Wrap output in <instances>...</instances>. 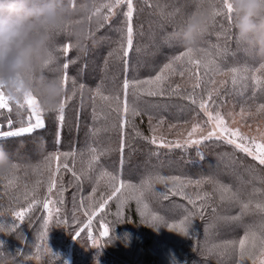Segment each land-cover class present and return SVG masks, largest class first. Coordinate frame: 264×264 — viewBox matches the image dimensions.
<instances>
[{
  "label": "trees",
  "instance_id": "1",
  "mask_svg": "<svg viewBox=\"0 0 264 264\" xmlns=\"http://www.w3.org/2000/svg\"><path fill=\"white\" fill-rule=\"evenodd\" d=\"M100 2L102 0H96V3ZM197 2L198 0H134V50L128 58L127 71L116 54L109 55L118 46L122 16L115 17L109 24L101 27L102 21L99 19L97 22V16L90 14L91 19H88L86 35L80 47L74 46L75 42L72 38L58 36L54 47L63 48L65 44L72 45L68 52L56 53L61 65L69 62L67 70L70 77L69 93L72 78L77 84H84L86 87L82 96L78 92L68 103L62 127L58 126L55 112L45 111L43 114L44 128L21 137L0 139V148L4 149L12 163L21 166L36 165L50 152L75 151L77 153L75 159L69 157L67 162L70 166L74 164L76 171L79 172L88 159V146L93 145L100 149H107L102 157V164L107 169L114 172L121 170L120 139L118 130L112 126L117 121L116 114L98 98L93 104L91 90L102 83L105 94L117 92L121 90L125 76L129 79H145L154 75L170 57L178 55L183 50L184 47L173 41L170 35L182 29L187 20V14L196 10ZM213 2L220 7L217 0H209V3ZM175 9H179V12L170 19L166 14ZM228 25L229 21L226 16L217 17L215 24L210 26L204 34L199 47L211 52L212 58L225 67H247L250 71L245 74L247 79L238 82L235 87L230 77L216 76L217 81L225 79L228 81L219 86L221 95L218 102L223 104L230 102L238 108L241 105L264 103V91L252 79L254 76H261L256 69L264 63V60L236 42L232 27L227 36L218 35L222 31L221 26L228 27ZM217 44L221 48L228 49L226 55H217V50L211 47ZM198 55L203 57L206 53H198ZM45 74L52 76L55 72L46 70ZM261 78L264 79V76ZM176 84L181 85L179 94H169L163 97L140 96L137 101V106L145 114L136 117L135 122L146 136H151L148 114L152 116L153 126L168 130L172 134L175 130H179L178 128L188 126L192 122L195 108L183 98L191 90L187 76L173 77V88ZM199 91L197 90L198 93ZM129 99H133L131 90ZM11 107L13 109L11 112L0 110V113H3L0 115V125L5 126L10 118L14 128L26 126L27 117L30 114L26 105L19 110V115L17 105L11 103ZM93 107L97 113L95 120ZM201 119L204 118L201 116ZM160 120H163V124H158ZM171 125L175 127H170ZM93 129H100V131L93 135ZM199 151L203 153V160L197 155L195 147L187 150L158 147L135 136L129 128L123 153L122 175L126 179L138 182L142 176L150 172L181 175L192 179L215 174L245 193L250 190V186L244 183L252 180L249 172L239 165L235 169L226 166L231 160L236 159L243 160L246 166L252 163L250 158H245L243 154L234 152L231 146L222 143H205L200 146ZM81 152L84 153L83 156L79 155ZM225 153L230 155L225 157L223 155ZM63 162L62 158L61 163ZM59 175L62 176L67 190L62 197L56 189L51 195L53 201L61 198L64 200L62 205L56 203L52 205V219L48 230L51 235V245L56 241H63V238L67 236L71 239L76 232L69 234L71 229L69 223L74 220L80 225V231H78L80 236L77 239H83L85 231L81 232V229H84L87 219L83 216L84 209L80 207L81 197L85 198L86 204L92 205L96 202L95 199L87 200L91 193V181L85 180L81 188L73 181L70 172L61 169ZM9 178L15 179L18 187L10 188L6 192L4 185L7 180L0 175V213H2L0 224L5 225L12 223V211H19L21 207L26 206L22 196L25 185L31 188L39 180L41 183L37 190L38 199L42 201L48 195V173L46 171L39 174L34 173L31 167H21L19 171L9 174ZM254 183L256 187H261L259 181H254ZM156 189V195L145 201L149 208L141 209L145 212L143 217L138 212L134 200L119 209L121 213L119 218L117 217L118 202L115 200L110 202L104 212H97L92 220L93 225L99 229L104 225L110 230L109 237L104 238L107 253L98 247L97 251L89 252L83 257L75 254L73 263H79L82 259H89L94 255V257L106 258L113 264H233L230 248L212 251L209 249H212L213 245L235 240L243 235L242 227L224 219V217L236 215V208L217 202L218 210L215 214L209 211L204 219L197 217L193 220L189 234L182 235L169 230L166 224L183 217V209L176 207L173 202L179 204H187V202L179 197H170L165 200L161 195L166 191L163 185H156ZM205 190L211 191V187L205 186ZM100 191L106 192L108 189L102 184ZM188 191L191 193L193 190L189 188ZM16 196L20 199H14ZM41 207L42 203L27 213L22 224L16 221L18 226L16 233L6 235L0 232V264H29L34 258L44 255L45 243H42L40 236L43 231L44 218H47L48 214L43 212ZM57 208L60 209L59 213H57ZM91 210L92 208H89V211ZM153 215L158 219L153 220ZM57 219H61L64 223L57 227ZM256 219H258L256 216L245 217L244 223H250ZM60 253L66 254L63 249Z\"/></svg>",
  "mask_w": 264,
  "mask_h": 264
},
{
  "label": "snow or ice",
  "instance_id": "2",
  "mask_svg": "<svg viewBox=\"0 0 264 264\" xmlns=\"http://www.w3.org/2000/svg\"><path fill=\"white\" fill-rule=\"evenodd\" d=\"M217 2L220 3V7L216 6V2L209 3V0H198L196 10L204 9L208 12L211 18L209 27L215 24L217 17L226 16L229 25L228 27L221 26L222 31L218 35L227 36L232 27V8L228 0H217ZM75 6L74 4L73 7ZM134 12V0H102L100 3H96V0H93L91 15L97 16L102 21L101 27L109 24L117 16L123 17L118 46L109 55L116 54L122 60L125 71L128 68L130 53L134 50ZM178 12L179 9H175L166 15L171 19ZM192 13L187 14V18ZM162 14L164 13L162 12ZM91 15L88 17L89 20L91 19ZM71 47V44H65L63 48L54 47L49 67L50 71L59 73L65 89L64 96L60 99L57 108L53 110L56 113L58 126L61 127L65 120V111L68 103L78 92L82 96L83 90L86 87L84 84H77L76 80L72 78L71 92L69 93L68 91L70 77L67 70L69 62L61 65L56 53L59 51L68 52ZM211 47L217 50V55L219 56L227 54L228 49L226 47L221 48L218 44ZM198 53H206V56H199ZM249 71L250 69L247 67H225L212 58V53L204 48L199 47L195 50L183 48L178 55L170 57L154 75H150L145 79H129L125 76L120 91L105 94L103 84L97 85L91 90L93 92V104H95L98 98L105 102L117 117L116 123L112 126L118 130L120 139L121 170L114 172L107 169L102 164V157L105 155L107 149H100L93 145L88 146V159L85 166L79 172L76 171L74 164L70 166L67 162L69 157H72L73 160L75 159L77 155L75 151L50 152L36 165L21 166L20 164L12 163L11 168L6 173L0 174L7 180V183L4 185L6 192L10 188L18 187L16 180L9 178V174L19 171L21 167H31L34 173L43 174L44 171L48 173V195L42 201L38 199L37 190L41 183L39 180L31 188L25 185L22 196L26 202V206L21 207L19 211H12V223L8 225L0 224V232L6 235L13 232L16 233L18 227L16 221L18 220L22 224L26 214L33 211L36 205L42 203V207L47 212L48 217L44 218L43 231L40 238L42 243L46 242L48 244V230L52 219V204L62 205L64 203L62 198L52 201L50 196L53 194L54 189H56L61 197L67 190L63 184L62 176L59 175L61 169H63L71 173L73 181L81 186V188L85 180L92 182L91 193L87 197V200L91 201L95 199L96 202L89 205L86 204L85 198L81 197L80 207L84 209V215L88 217V222L84 229H81V232L90 229L93 217L96 216L97 212H104L113 200L118 202V218L121 216L119 209L131 200L135 201L137 210L143 217L145 212L141 211V209L147 210L149 208L148 203L145 201L156 195V185H163L166 189L161 194L163 199L168 200L170 197H179L182 201L187 202V204L173 202L176 207L183 209V217L167 223L166 227L169 230L182 235H188L194 219L197 217L204 219L205 214L209 211L215 214L218 210L217 202L226 204L236 208L237 212L236 215L227 216L224 219L242 227L244 229L243 235L238 239L213 245L209 251L230 248L232 250L231 260L233 264H264V127L261 126L264 124V103L248 104L247 106L241 105L238 113L234 108L225 111L226 105L218 102V98L221 95L219 86L226 84L228 81L227 79L221 81L215 79L216 76L230 77L231 83L235 87L238 82H243L247 79L245 74ZM256 71L260 72L261 76H254L252 79L264 91V79L261 78L264 76V63H261ZM175 76L181 78L187 76L190 83L191 90L183 98L188 100L195 108L192 122L185 129V132L181 133V136L184 137L182 140L177 139L169 142L163 136H157L158 126H153L152 116L148 114L151 136H146L135 122L136 117H141L145 114L137 106V101L140 96L163 97L169 94H179L181 85L176 84L175 88L172 86V78ZM130 90L133 97L131 100L129 99ZM197 90H200L199 93ZM254 96L255 93L253 94V98ZM10 102H15L17 105L18 115L19 110L23 109L25 105L30 115L27 125L18 128L13 127V121L9 118V130L0 131V138L21 137L33 133L36 129L45 127L43 114L46 110L36 95L31 92L25 93L24 103H20L19 100H14L12 97L5 95L3 88L0 87V110L11 112L13 109ZM2 114L0 113V115ZM201 116L204 119H201ZM237 117H239V120ZM93 118L94 120L97 118L95 107H93ZM104 118L107 119V117ZM249 119L253 120L257 125L255 133L252 132V125L247 123ZM158 124H163V120H160ZM241 124H243V127L248 128L247 132L242 130ZM170 127H175V125H171ZM129 128L132 129L135 136L147 140L153 145H158V147L185 150L195 147L197 155L201 160L204 159V156L199 151V148L205 143H222L231 146L234 152L241 153L245 158H250L252 161V163L245 166L243 160L236 159L231 160L226 165L233 169L239 165L244 167L246 172H249L252 180L245 181L244 183L250 186V190L245 193L240 188L234 187L231 183H226L215 174L202 175L199 178L192 179L187 176L163 175L159 172H150L142 176L138 182L124 178L122 175L123 153ZM99 131L100 129H93L92 134L96 135ZM79 155L83 156L84 153L81 152ZM223 155L227 157L230 154L225 153ZM62 158L64 160L63 163H61ZM254 181H259L261 187H256ZM102 184L108 191H100ZM205 186H210L211 191H206ZM189 188L193 190L191 193L188 191ZM14 199L19 200L20 197L16 196ZM89 208H92V210L89 211ZM59 211L60 209L57 208V213ZM250 216H256L258 219L250 223H244V218ZM152 219L156 220L158 217L153 215ZM62 223L64 221L61 219L56 220L57 227ZM101 227L103 231L99 233L100 237L108 238L110 235L109 228L104 225ZM87 234L95 246L93 233L88 231ZM79 236L80 232H77L74 239L79 238Z\"/></svg>",
  "mask_w": 264,
  "mask_h": 264
},
{
  "label": "clouds",
  "instance_id": "3",
  "mask_svg": "<svg viewBox=\"0 0 264 264\" xmlns=\"http://www.w3.org/2000/svg\"><path fill=\"white\" fill-rule=\"evenodd\" d=\"M228 3L236 42L264 60V0ZM92 10L93 0H0V87L6 94L20 101L31 92L46 111L56 109L65 94L62 79L59 73L45 74L55 40L63 35L80 47ZM210 23L206 10H195L170 38L184 48L198 49ZM11 165L0 148V174Z\"/></svg>",
  "mask_w": 264,
  "mask_h": 264
},
{
  "label": "rangeland",
  "instance_id": "4",
  "mask_svg": "<svg viewBox=\"0 0 264 264\" xmlns=\"http://www.w3.org/2000/svg\"><path fill=\"white\" fill-rule=\"evenodd\" d=\"M21 99H22V103H24V95H22ZM11 103L15 104V102H11ZM225 105H226V107L224 109L225 111H228V110H231L234 108V110L238 113L240 110V108H238L237 106H235V104H232L230 102L225 103ZM237 119L239 120V117H237ZM27 121H28V117H27ZM247 123L252 125V132L255 133V128L257 126L256 123L251 119H249L247 121ZM189 126L190 125L182 126V127L178 128L179 130H177V131L175 130L173 134L170 133L168 130H165V129L158 127L157 136H163L169 142L175 141L177 139L182 140L184 137L181 136V133H184L185 129H187ZM261 126L264 127V124H262ZM241 127H242L243 131H245V132L248 131V128L243 127V124H241ZM36 130H40V129H36ZM50 199L53 201L52 196H50ZM41 208H42V211L45 212L43 207H41ZM45 213H47V212H45ZM83 216L85 217V219H87V222H88V217L85 216L84 213H83ZM69 224L71 227V229L69 230V234H72L74 232L77 233L78 231H80L79 230L80 225L77 221L74 220V221L70 222ZM86 224L87 223H85V225ZM81 227H83V226L81 225ZM63 231L66 232L65 229H63ZM88 231H91L93 233V237L95 239V246L93 244V241L90 240L88 237V234H87ZM101 231H103V228H101V229L96 228L92 223L91 228L88 229L87 231H85V233H84L85 236L83 239H73L76 235V233H74V235L71 236V239L67 236V237L63 238L64 242L62 240H60V241H56V243H53V244H56L55 246H53V244L52 245L50 244L51 235L49 234L48 244L45 242V245L43 248L44 255L42 257L34 258V260H32V262L29 264H113V263H111V261L107 260L106 258H100L99 256L94 257V255H92L89 259H82L79 263H77V262L73 263V261H74L73 256L75 254L81 255L83 257V256H86L89 252H92V251L94 252V250L97 251V249H99V248H101L102 251L106 250L104 238H101L99 235V233ZM51 247H52V249H51ZM61 249H63L66 254H64V253L61 254L60 253ZM56 251H57V253H56ZM105 252L107 253V251H105Z\"/></svg>",
  "mask_w": 264,
  "mask_h": 264
},
{
  "label": "built area",
  "instance_id": "5",
  "mask_svg": "<svg viewBox=\"0 0 264 264\" xmlns=\"http://www.w3.org/2000/svg\"><path fill=\"white\" fill-rule=\"evenodd\" d=\"M5 93V92H4ZM5 95H7L5 93ZM11 103V102H10ZM5 111V110H4ZM9 130V127H8V123L4 125H0V131H8ZM1 139V138H0ZM6 139V138H5Z\"/></svg>",
  "mask_w": 264,
  "mask_h": 264
}]
</instances>
